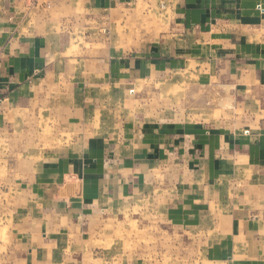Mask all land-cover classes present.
Returning a JSON list of instances; mask_svg holds the SVG:
<instances>
[{"label":"crops","instance_id":"1","mask_svg":"<svg viewBox=\"0 0 264 264\" xmlns=\"http://www.w3.org/2000/svg\"><path fill=\"white\" fill-rule=\"evenodd\" d=\"M0 194L22 264H264V0H0Z\"/></svg>","mask_w":264,"mask_h":264},{"label":"rangeland","instance_id":"2","mask_svg":"<svg viewBox=\"0 0 264 264\" xmlns=\"http://www.w3.org/2000/svg\"><path fill=\"white\" fill-rule=\"evenodd\" d=\"M147 13L149 12L144 7H139L134 11H123V18H121L118 23V32L110 33L106 29V37H117L119 43L125 44L127 47H136L139 44L148 43L149 41H152L160 35L161 23L159 19L152 17L150 14L146 15ZM104 28L107 27L104 25ZM85 48L88 51L87 56L89 57L98 56L97 54L101 53L100 50L103 49L102 46H94L90 44L85 45ZM150 87L151 86L149 85L142 84L135 91V101L133 105L137 110H140L142 112L144 110H151L154 107L169 110L174 109V107L176 108L177 106H181L180 103H177L178 99L176 100L175 98L177 94L186 92V89L182 90L181 87H174L170 88L167 92H161L158 86H153L152 88ZM200 91L205 90L201 89ZM203 93L204 92H200L199 95L202 96ZM197 101L198 100H196V103ZM231 102V100H220L219 105L217 107V111L214 112V117L218 119L219 116L221 117V115H224L226 112L231 110ZM201 103L202 100H200V104ZM188 119L190 121H202L206 120L207 117L187 116L186 120ZM10 202L11 200L7 195L0 194V264H22L20 251L17 249L12 239V233L10 230L9 220L13 211V206L10 205ZM138 218L142 220V217H139V214H134L132 219L137 220ZM119 230L123 231L122 234L124 236L127 235V237L130 236L138 238L141 234L145 237H149V235L147 234H140L138 229H136L135 227L128 226L127 228H124V226H120ZM153 233L155 236L156 234L152 229L150 235H152ZM140 245L144 246L143 243H141ZM151 246L158 247V245L154 243H145V247L147 249H149ZM139 248H141V246L137 247L136 251H138ZM165 262L169 264L170 260Z\"/></svg>","mask_w":264,"mask_h":264}]
</instances>
